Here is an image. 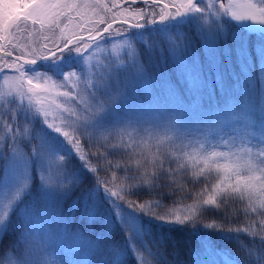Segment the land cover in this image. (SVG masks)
Masks as SVG:
<instances>
[{"label":"snow or ice","instance_id":"6c2138e0","mask_svg":"<svg viewBox=\"0 0 264 264\" xmlns=\"http://www.w3.org/2000/svg\"><path fill=\"white\" fill-rule=\"evenodd\" d=\"M155 3L0 0V264H264V0ZM108 39L125 59L90 65ZM157 118L155 151L125 138ZM193 135L255 143L184 150ZM245 201L259 219L225 227Z\"/></svg>","mask_w":264,"mask_h":264},{"label":"rangeland","instance_id":"374dc122","mask_svg":"<svg viewBox=\"0 0 264 264\" xmlns=\"http://www.w3.org/2000/svg\"><path fill=\"white\" fill-rule=\"evenodd\" d=\"M108 0H104L103 3L107 4ZM165 2H169V0H165ZM223 2L227 4L228 0H217L216 8L218 9L219 3ZM238 2H243V0H238ZM206 6V0H205V5ZM132 11H139L135 8L130 9ZM161 10V9H160ZM159 10V11H160ZM117 11V10H116ZM230 23V20L228 21ZM122 30V29H120ZM83 35V33H81ZM115 33H113V36ZM21 43H27V36L25 35L21 39ZM113 44H116L117 47L113 49ZM124 41L120 39H108L106 41H101L97 47L93 48L91 52L89 53V64H96L97 62L103 63V64H108L109 62H112L113 64H118L120 61H123L125 59L124 55ZM87 70V69H86ZM6 75H13L11 72H5ZM87 80H84L80 84V88H83L84 84L87 83ZM7 88V85L4 84L3 82V76L0 75V91L5 90ZM79 90V89H78ZM68 106L72 107L74 106V102H68ZM158 123H161V127H153L152 125L149 124H144L140 128H129L127 130V133H130V137L125 135V138L127 140H147V141H156L157 139L163 138L168 135H172V133L168 132L163 125L162 121H160L159 118H157ZM143 129V130H141ZM70 131V129H68ZM4 133L0 131V135H3ZM119 136V135H117ZM171 141H178L179 144L181 145V141L176 140L175 137L173 136V139ZM189 141H192L190 143ZM200 142H204L206 146V150H208L209 145H214L216 147V150L220 151H236L240 148H245L248 147L250 143H255V141H250L249 143H245L244 141H241L240 139H236L234 143L227 144L225 145L224 141L219 139L218 137L210 138L207 141L203 140V137L199 141L196 140V136H190L186 138L183 141L184 145H187L185 150H191L193 147H198ZM259 147H264V145H260L258 147H254L252 149L253 153L257 152L259 150ZM214 182V180H211ZM59 243L66 245V250L68 247H71L73 249L79 247V242H66V241H60Z\"/></svg>","mask_w":264,"mask_h":264},{"label":"trees","instance_id":"16d2710c","mask_svg":"<svg viewBox=\"0 0 264 264\" xmlns=\"http://www.w3.org/2000/svg\"><path fill=\"white\" fill-rule=\"evenodd\" d=\"M229 24H231V21H230ZM169 73H170V75H172V78L175 79V76L172 74V70L171 69H169ZM216 99L221 104H223L227 98L221 96L220 93L218 92L216 94ZM119 139H120V137L117 136L115 140L109 141V143H117L119 141ZM128 142L131 144V143H136V142H142V140H128ZM149 143L152 146V151H155L156 150V141H154V140L151 141L150 140ZM160 147H161V150H164V151H174V150H176L177 147H180V144H179L178 141L174 142V141L165 140L164 143L162 145H160ZM93 150H95V149H93ZM121 156H122V153L120 151H118L111 157V159H113L114 161L115 160H119V159H121ZM93 162H95V161H93ZM98 175L101 176V177H105V173L104 172H100ZM211 182L212 181L210 180L209 181V186H210ZM204 186H205V179L203 177H201L199 179V181L196 182V183H191V182L188 183V189L191 192L198 191L200 188H202ZM190 202H191V198L183 201V203H190ZM164 203H165L166 206H171V201L170 200H166ZM245 204H246V201L245 202H237V203L231 205V207L233 209L237 210L238 214H237V217L232 220V223L231 224H226L225 227H229V226H232V227H243V226H246L247 224H250L252 220L259 219L258 215L249 214L248 216H245L243 214L242 209L245 207ZM158 211H159V209H158ZM209 216L211 217L212 214L210 213ZM205 222H207V221H205ZM84 223L85 222L81 221L82 225ZM155 227L156 226L153 225V228H155ZM181 235H183V234H181ZM114 239H119V236L117 235L116 237H114ZM241 239L247 240L248 237L247 236H242ZM217 246L220 247V248L227 249V250H229L232 253H235L237 251L236 248H235V245H233V244H225L223 241H217ZM240 255L242 256V253H240ZM125 264H135V262L133 261L131 255H129L127 257V260H126Z\"/></svg>","mask_w":264,"mask_h":264},{"label":"water","instance_id":"95a60500","mask_svg":"<svg viewBox=\"0 0 264 264\" xmlns=\"http://www.w3.org/2000/svg\"><path fill=\"white\" fill-rule=\"evenodd\" d=\"M148 1L154 3V0H148ZM135 2H144V0H135ZM124 3H125V1L122 2V4H124ZM155 4H159V3H155ZM160 5H162V4H160Z\"/></svg>","mask_w":264,"mask_h":264},{"label":"flooded vegetation","instance_id":"af4514ba","mask_svg":"<svg viewBox=\"0 0 264 264\" xmlns=\"http://www.w3.org/2000/svg\"><path fill=\"white\" fill-rule=\"evenodd\" d=\"M137 10H143V11H146V9H144V8H137Z\"/></svg>","mask_w":264,"mask_h":264}]
</instances>
